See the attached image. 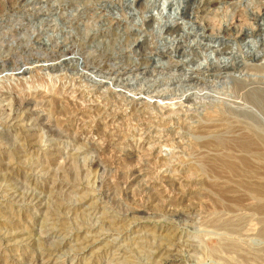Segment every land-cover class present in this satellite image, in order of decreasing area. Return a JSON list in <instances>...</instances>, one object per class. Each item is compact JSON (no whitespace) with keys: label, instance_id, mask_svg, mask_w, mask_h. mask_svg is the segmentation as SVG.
Returning <instances> with one entry per match:
<instances>
[{"label":"rangeland","instance_id":"obj_1","mask_svg":"<svg viewBox=\"0 0 264 264\" xmlns=\"http://www.w3.org/2000/svg\"><path fill=\"white\" fill-rule=\"evenodd\" d=\"M157 1L0 0V264H264V0Z\"/></svg>","mask_w":264,"mask_h":264},{"label":"bare ground","instance_id":"obj_2","mask_svg":"<svg viewBox=\"0 0 264 264\" xmlns=\"http://www.w3.org/2000/svg\"><path fill=\"white\" fill-rule=\"evenodd\" d=\"M162 3H159V1H157V8H159L161 14L162 12L164 13V10H166V5L168 3V0H161ZM162 7V9L160 7ZM175 13V12H173ZM192 28H195L196 32L199 30V28L194 24L192 23L191 24ZM248 34V33H247ZM201 35V33H200ZM208 39L207 42L209 43H213V46H216L217 44H220L222 41H224V38H217V37H213V36H210V35H207L206 37ZM246 37L240 39L241 42H243L245 40ZM37 81V80H36ZM242 127V126H241ZM244 129H245V132L243 133V136H242V140L241 141V147L243 148H247L249 149L250 145H254L255 141H256V144H257V141H261L264 145V134L263 132L259 131V126L256 124V123H253V122H250V123H246L244 125ZM262 130V129H261ZM264 131V130H263ZM240 144V143H239ZM255 147V146H253ZM252 148V147H251ZM257 148H260V147H257ZM251 150V149H250ZM258 150V149H257ZM246 151V150H245ZM256 151V150H255ZM254 151V152H255ZM259 152H263V151H259ZM256 153V152H255ZM260 154V153H259ZM262 155V154H261ZM264 158V156H263ZM255 189H252V191H254ZM259 191V190H258ZM255 193V192H254ZM264 196V195H262ZM261 205V204H260ZM261 207V206H260ZM263 208V206H262ZM261 208V209H262ZM258 210V209H257ZM261 211V210H260ZM264 213V211H262Z\"/></svg>","mask_w":264,"mask_h":264}]
</instances>
